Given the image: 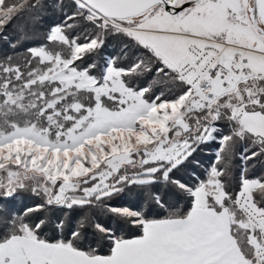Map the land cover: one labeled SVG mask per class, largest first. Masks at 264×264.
<instances>
[{"label":"snow or ice","instance_id":"snow-or-ice-1","mask_svg":"<svg viewBox=\"0 0 264 264\" xmlns=\"http://www.w3.org/2000/svg\"><path fill=\"white\" fill-rule=\"evenodd\" d=\"M0 41V264H264V0H0Z\"/></svg>","mask_w":264,"mask_h":264},{"label":"trees","instance_id":"trees-1","mask_svg":"<svg viewBox=\"0 0 264 264\" xmlns=\"http://www.w3.org/2000/svg\"><path fill=\"white\" fill-rule=\"evenodd\" d=\"M51 19H55L58 22L59 21V15H57L56 17H52V14L49 13L48 17L46 18V21L42 22V24L39 27L40 32H43L47 28V26H48L47 20H51ZM8 35L10 37H14L17 35V33L12 31V30H9ZM29 43H31V41H29ZM118 45H119V42L117 40H112L108 51L111 52L114 48H117ZM0 49L11 51L10 49H7L6 45L2 41H0ZM198 158L201 160V163L204 164L206 167L211 162V160L214 159V149H208L204 152L199 153ZM235 162L238 164L239 160L237 159ZM198 171L202 172V169H200ZM178 175L186 176L187 173H180ZM158 187H159L161 193H163V191H164L163 186L161 185ZM37 202H38V200L35 197L22 196V197L14 199V200H11L10 202H7L5 206L10 208V209H15V210L19 211L25 207H31ZM119 202L121 203L122 206L138 207L140 209H144V210L148 211L149 215L155 216V215L162 213V210L157 208L154 205V203L145 195V193H143L139 190H136V191H133L130 193H124L119 198ZM99 219L105 223L110 222L108 220V217L104 216V215H101L99 217ZM111 223L113 224V226H115V221H111ZM122 231L127 232L128 231L127 227L125 229H123ZM133 234H135V233H133ZM92 239H94V238L92 237L91 232H89V240L91 241Z\"/></svg>","mask_w":264,"mask_h":264}]
</instances>
